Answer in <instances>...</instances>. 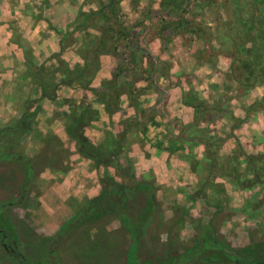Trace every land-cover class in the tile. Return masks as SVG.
<instances>
[{"label": "rangeland", "instance_id": "1", "mask_svg": "<svg viewBox=\"0 0 264 264\" xmlns=\"http://www.w3.org/2000/svg\"><path fill=\"white\" fill-rule=\"evenodd\" d=\"M198 1L171 11L173 0H116L118 23L109 28L95 13L109 0H0V264H249L223 248L254 257L264 247V142L256 140L264 109L246 110L264 86L243 94L222 51L229 27L248 37L260 2ZM178 17L187 28L170 24ZM124 25L136 45L101 42ZM114 75L118 96L105 83ZM71 108L84 112L69 133ZM196 120L217 157L211 171L197 173L180 156L189 145L170 144ZM78 128L98 160L82 152ZM116 137L118 157L109 147ZM204 143L193 146L197 158ZM245 153L260 158L258 173L244 164L237 171L250 180L259 174L262 184L244 188L226 174L231 157ZM144 177L151 195L137 189L124 203L114 193L105 197L108 210L102 200L74 217L104 184ZM209 178L212 204L204 200ZM149 195L156 208L134 251L123 222L136 219L135 234L142 230Z\"/></svg>", "mask_w": 264, "mask_h": 264}, {"label": "trees", "instance_id": "2", "mask_svg": "<svg viewBox=\"0 0 264 264\" xmlns=\"http://www.w3.org/2000/svg\"><path fill=\"white\" fill-rule=\"evenodd\" d=\"M175 1L176 4H174L171 11H175L176 8L181 7V3H185V5H187V3L190 0H173ZM211 1L213 0H204L203 2L205 3H212ZM260 2V5L258 7L259 8V14L260 18H259V22L258 24L252 20L251 22H247L246 26H248V37L243 38V39H237L238 36H234L235 33L233 34L232 31V27H229L225 33L222 34V39L224 41V45L222 47V51L224 54H226L227 56L230 57V64H229V72L227 73L230 76L231 80H234L235 83L237 84V87L242 86L244 93H246L247 90H249V88L254 85L256 82H258L259 84L264 86V0H258ZM116 3V0H109V2L107 4L104 5V7L100 10H97L95 13H98L100 15L99 20H103L104 22H107V27L110 28L109 24H112V22L118 23L117 19H116V14L113 12L114 11V4ZM194 3H196V6L202 5V2H199L198 0H194ZM87 16H89L90 14L85 13ZM187 20L184 17H178L177 20H175V22H171L170 24H174V26H186ZM169 24V25H170ZM166 26H168V23L163 24L161 30H163ZM226 27V25H225ZM185 28V27H184ZM188 28H190V31H192V27H190L188 25ZM161 32V31H160ZM106 34V35H105ZM110 40L109 43H111V50H115L117 49L118 46H120L119 44H127L129 47L136 44H133V39L130 37V32L128 30V26H119L116 31L113 30H109V31H104V37L101 39V42H105L106 40ZM250 42V43H248ZM133 49V48H132ZM135 53V50H132V55ZM222 53V52H219ZM199 56L203 57L202 54L199 53ZM215 56V54L213 53V57ZM133 60H136V54L132 57ZM118 71V72H117ZM119 71H121V69H117L115 72L116 74L119 73ZM110 79L112 80V82L110 81ZM107 82L106 85H108V88H111L110 86H113L116 84V87H114L115 89V94L114 96H118L121 92H123V90H120V85H119V81L116 79L115 75L110 78ZM111 82V84L109 83ZM104 83V84H105ZM107 88V86H106ZM121 91V92H120ZM106 92V91H103ZM83 106H81L82 108ZM90 110L91 108L88 107ZM262 110L264 109V94L262 95V97L257 98L255 101L251 102L249 105H247L246 110H256L258 109ZM93 110V114L92 115H96L97 111L95 109ZM83 112L84 109H82L79 112H76L74 108H71V119L70 122L68 124L67 127V131L69 133L73 132V128H77V126H79L80 124H82V120H83ZM197 113V110H196ZM79 130V131H78ZM80 131L81 129L78 128L77 132L74 131V136H76V138L79 139L80 143L84 145V150L82 151L84 154L88 155V156H92L94 157L96 160H98V156L101 155V152H91L93 146L90 144L91 150H89L90 148H88L89 146V142H86V140H83L82 137H80ZM202 130L199 128L198 122L196 121H191L187 124H185V126L182 129V133L177 135L176 137L169 139L170 140V144H173L174 142H180L181 144L184 145H189V149L188 151H182L180 152V156L182 158H184L185 160H189L193 163L194 165V170L197 173H200L201 170L206 166H210L208 169V171H211L215 165L218 163H216V155L215 154H211V152L208 151V147H207V140L205 138H203L202 136ZM256 140L257 141H262L264 142V132L263 133H257L256 136ZM117 138V137H116ZM114 140V143L109 145V147L112 149V155H114L115 157H118L120 155V153L122 152V149L124 148L123 146V140L119 141L118 138ZM205 145L204 151L202 153V155L197 158L196 157V153H194L193 151V146H195L197 143H203ZM210 143V142H209ZM213 146L215 147V144L213 143ZM173 148V146H172ZM89 150V151H88ZM110 157V155H109ZM129 158V157H128ZM262 159V158H261ZM260 160V158L257 155H249L246 154L244 155V157H238V155L236 156H232L230 159V162L233 164L232 168H231V172H227V175L231 176V180L235 183L237 182H242L241 185L244 188L247 187H252L255 184L261 183L262 184V180H260V176L259 174H257V170L254 168L256 166V163ZM204 161V164L203 162ZM216 163V164H214ZM236 163V165H235ZM246 165V167H249V169L252 170V172H257L254 174V177L252 180L248 179L247 174L243 175L241 172L237 171V167L240 165ZM213 165V166H211ZM27 168V167H26ZM122 168V167H121ZM126 168H129V166H127ZM209 173V172H208ZM133 174L131 173V176ZM255 178V179H254ZM147 178H143V179H135V181L131 184H125L119 181H115L113 183H106L104 184L103 189L101 190L100 194L91 198L90 201H88L89 205H86L85 207H83L82 209H80L79 211H77V213L75 214V218L76 217H80L81 214H85V213H89L91 211V209L93 210L94 208H96L97 206L100 205V203L103 200V208L107 209L108 207V201L107 199H105V197L111 196L112 194L116 193V195H119L121 198L124 196V203L128 202L130 198H132L135 194L137 189H144L145 191H147L150 195L153 191V184H151L150 182H148V180H146ZM207 179V177H206ZM212 179L209 178L208 182H204L203 183V187L204 188H208V190L210 191H206L204 193L205 197L204 200L205 202H207L208 204H212L213 203V199H217V195H216V188H215V184L211 183ZM259 180V181H258ZM248 181V183H246ZM250 181V182H249ZM152 186V188H151ZM149 195V203L145 205V210H144V215H142V219L140 220L143 221V227L142 230L137 232L135 234V230L134 228H132L134 225L132 223L136 222L137 220L135 219L134 221H126L123 223H126V226L128 228H130L132 230V239L130 241V245L131 247H129V249L131 250H136L137 248V244L139 243L140 240V236L144 233V231L146 230L147 227V223L150 221L151 217L153 216V213L155 211V203L153 202V199L151 198V196ZM99 196V197H98ZM102 196V197H100ZM107 196V197H108ZM207 196L209 197V199L207 198ZM100 198V200H99ZM111 202V201H110ZM122 203V202H121ZM215 203V202H214ZM216 205L218 204L215 203ZM111 206V205H110ZM122 206H124V204L122 203ZM127 207V206H126ZM110 208V207H109ZM124 208V207H123ZM108 210V209H107ZM127 210V209H126ZM126 213V211H123V214ZM123 214H122V219H123ZM121 219V220H122ZM65 226L63 228H67L69 227L68 225L71 223V219L65 222ZM62 228V229H63ZM136 235V236H135ZM135 237V239H134ZM202 241V240H201ZM221 245V244H220ZM194 246V245H193ZM259 244H257L255 247H258ZM191 248V247H190ZM189 248V249H190ZM224 252L226 253H231L232 255H235L238 257V259L242 260V259H248L249 260V264H264V247L261 248L259 253H256V255H254V257H249L248 254L245 256L244 254H240L237 251H231V250H226L224 249ZM188 251V250H187ZM231 251V252H230ZM134 253V252H133ZM245 264V263H243Z\"/></svg>", "mask_w": 264, "mask_h": 264}, {"label": "flooded vegetation", "instance_id": "3", "mask_svg": "<svg viewBox=\"0 0 264 264\" xmlns=\"http://www.w3.org/2000/svg\"><path fill=\"white\" fill-rule=\"evenodd\" d=\"M2 231V229L0 228V232ZM4 246V248H5V250H7L8 251V248L5 246V245H3Z\"/></svg>", "mask_w": 264, "mask_h": 264}, {"label": "crops", "instance_id": "4", "mask_svg": "<svg viewBox=\"0 0 264 264\" xmlns=\"http://www.w3.org/2000/svg\"><path fill=\"white\" fill-rule=\"evenodd\" d=\"M41 239H43V238H41ZM44 240V239H43ZM45 241V240H44Z\"/></svg>", "mask_w": 264, "mask_h": 264}]
</instances>
